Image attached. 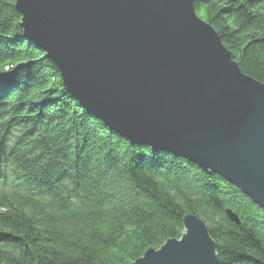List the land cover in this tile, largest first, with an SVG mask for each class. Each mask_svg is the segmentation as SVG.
Masks as SVG:
<instances>
[{"label": "trees", "instance_id": "1", "mask_svg": "<svg viewBox=\"0 0 264 264\" xmlns=\"http://www.w3.org/2000/svg\"><path fill=\"white\" fill-rule=\"evenodd\" d=\"M264 84V0H193ZM234 213L240 224L226 216ZM200 218L220 264H264V211L187 160L134 145L69 95L0 0V264H130Z\"/></svg>", "mask_w": 264, "mask_h": 264}, {"label": "water", "instance_id": "2", "mask_svg": "<svg viewBox=\"0 0 264 264\" xmlns=\"http://www.w3.org/2000/svg\"><path fill=\"white\" fill-rule=\"evenodd\" d=\"M66 92L131 144L235 186L264 211V84L244 75L193 0H14ZM228 220L240 222L230 210ZM130 264H220L207 225Z\"/></svg>", "mask_w": 264, "mask_h": 264}]
</instances>
